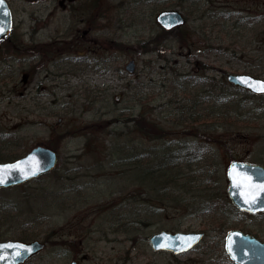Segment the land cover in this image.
<instances>
[{
    "label": "rangeland",
    "instance_id": "obj_1",
    "mask_svg": "<svg viewBox=\"0 0 264 264\" xmlns=\"http://www.w3.org/2000/svg\"><path fill=\"white\" fill-rule=\"evenodd\" d=\"M8 3L1 162L36 146L59 161L0 190V241L46 243L27 264H228L229 230L264 242V213L239 211L226 177L235 159L264 166V96L227 81L264 79V0ZM163 10L186 25L163 32ZM140 117L146 134L131 122ZM162 230L205 236L174 255L150 245Z\"/></svg>",
    "mask_w": 264,
    "mask_h": 264
},
{
    "label": "water",
    "instance_id": "obj_2",
    "mask_svg": "<svg viewBox=\"0 0 264 264\" xmlns=\"http://www.w3.org/2000/svg\"><path fill=\"white\" fill-rule=\"evenodd\" d=\"M156 22L166 31H171L186 24L184 15L178 10H164L156 16ZM13 19L6 0H0V42L6 38L12 28ZM126 70L133 74L136 63L130 60ZM229 83L242 88L254 95H264L257 89L255 82L264 79L249 74H229ZM59 157L56 151L44 146H37L25 155L12 161L0 162V167L13 166L3 173L4 184L1 188H9L25 184L33 179L52 171ZM18 166V167H16ZM228 195L232 203L240 210L251 213L264 211V167L260 165L233 161L228 168ZM203 232H169L162 230L149 237L154 251H168L175 255L188 252L199 244ZM4 245H23V248L11 247L3 249ZM45 244L39 240L25 242L20 240L0 241V264H23L31 257L41 253ZM225 250L235 264H264V243L240 230L233 229L225 237ZM29 249L30 251H25ZM69 264H78L73 261Z\"/></svg>",
    "mask_w": 264,
    "mask_h": 264
},
{
    "label": "trees",
    "instance_id": "obj_3",
    "mask_svg": "<svg viewBox=\"0 0 264 264\" xmlns=\"http://www.w3.org/2000/svg\"><path fill=\"white\" fill-rule=\"evenodd\" d=\"M181 1V4L184 6V4H187V8L185 10H190V7L192 5V3L194 2V0H180ZM185 8V7H184ZM189 14V13H188ZM165 32V31H163ZM165 33H170V32H165ZM133 123H135L137 126H138V130L139 132L143 133V134H146L148 133L149 131H151V128H154L153 127V124L150 120L146 119V118H143V117H140L138 119H134L133 121H131ZM4 158H1L0 157V161H2ZM158 171L160 172V169H158ZM161 174V173H160ZM161 176V175H160ZM163 176V175H162ZM166 178V177H165ZM152 180V179H151ZM166 181L168 182H172L173 180L171 179H165ZM154 181V185H157L158 182H156L155 180ZM154 188H156L154 186ZM224 256H226V253H224ZM228 264H233L231 261H229Z\"/></svg>",
    "mask_w": 264,
    "mask_h": 264
},
{
    "label": "snow or ice",
    "instance_id": "obj_4",
    "mask_svg": "<svg viewBox=\"0 0 264 264\" xmlns=\"http://www.w3.org/2000/svg\"><path fill=\"white\" fill-rule=\"evenodd\" d=\"M256 85H257V89L260 90V91H264V82H255ZM18 167V166H16ZM13 168V166H7V167H0V184H4L5 181L3 179V173L5 171H8V170H11ZM261 190H264V184L260 185L259 186ZM11 247H16V248H23L24 246L23 245H4L3 246V249H7V248H11ZM3 249H0V250H3ZM25 251H30L29 249H25Z\"/></svg>",
    "mask_w": 264,
    "mask_h": 264
},
{
    "label": "flooded vegetation",
    "instance_id": "obj_5",
    "mask_svg": "<svg viewBox=\"0 0 264 264\" xmlns=\"http://www.w3.org/2000/svg\"><path fill=\"white\" fill-rule=\"evenodd\" d=\"M32 259V258H31ZM31 259H29L28 261H26L24 264H27Z\"/></svg>",
    "mask_w": 264,
    "mask_h": 264
}]
</instances>
